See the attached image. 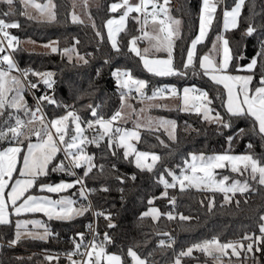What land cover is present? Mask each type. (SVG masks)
Instances as JSON below:
<instances>
[{
  "label": "trees",
  "instance_id": "trees-1",
  "mask_svg": "<svg viewBox=\"0 0 264 264\" xmlns=\"http://www.w3.org/2000/svg\"><path fill=\"white\" fill-rule=\"evenodd\" d=\"M44 2L46 0H36ZM56 5L55 21H36L21 15L23 7L17 4L14 15L5 18L8 22H19L20 27L10 29L12 35L20 41L31 40L38 43L55 42L59 49L53 53H35L25 50L19 43L13 51L14 58L19 67L30 72H51L54 80L50 89L51 97H54L57 105L44 104L49 119L63 114L62 105L70 106L82 121L94 119L91 117L89 105L97 106V111L107 118L117 108L119 95L123 89L118 88L112 72L117 68L131 70L135 79L148 82L144 89L146 96H152L155 89L165 86L181 89L184 86L195 85L197 88L206 90L212 98L210 105L215 112H220L225 119H229L225 102V90L221 85L214 84L196 66L195 72L188 69L186 76H155L149 73L141 64L140 58L128 50L129 41L133 36L139 35V25L134 15H130L125 30L118 35V45L121 52L118 54L112 49L107 38L105 23L112 16L119 13L110 11L111 3L120 0H99V4L90 9L89 13L93 23H73L70 17L69 0H52ZM236 3V0H223L218 4L209 31L203 43L197 46V55L203 56L209 52L212 44L220 33V23L223 10H228ZM201 0H170L167 4L170 14L181 20V29L175 39L174 65L182 67L181 60L186 58L187 49L196 36L198 30V19ZM0 11H7V6L0 4ZM93 24L95 27H93ZM257 27L252 35H246L249 25ZM264 0H245L238 18V26L224 33L229 41L231 49L230 73L239 72V67L246 65L250 59L257 56L260 51V42L264 40ZM99 31L103 40L96 35ZM75 39L80 43L75 44ZM75 46L76 52L84 56L89 62L68 61L62 55L65 48ZM108 63H105V61ZM264 70V63L258 59L256 75L251 87L259 86L260 73ZM29 101V100H28ZM154 114L173 120L176 124L175 140H170L162 130H142L140 139L136 143V150L154 153L162 159L157 163L153 172L141 171L132 162V158H123L121 148H115L116 155L113 156L107 148V139L101 142L100 147L92 144L91 151L95 154V162L105 166V175L99 176L96 170L85 179L88 189H99L107 186L110 191H96L90 193L89 202L92 208L100 209L105 213H111L115 228H108V221L98 220V229L107 232L112 239L106 250L115 252L122 256L125 264H130L126 256L129 247L141 256L147 257L150 264H173L176 255L180 251H186L188 247L196 243L219 238L221 243L242 240L245 235H260V216H264V186L249 180L255 191H249L243 195L236 194L230 203H225L223 195L219 192L201 191L189 188L181 192L177 187L168 189V196L163 197L164 186L158 182L159 173L164 169H170L176 174L181 171L190 154H217L254 153L256 156H264V140L260 138L257 131H253L251 118H231V127L223 128L216 123H209L197 115L194 111L186 112L179 109H154ZM13 115L9 123H15L16 116L25 117L24 112H15L6 109L0 122L7 119L9 114ZM243 128L245 132L238 135ZM72 134L70 125L69 135ZM95 130L90 129L91 137ZM233 140L229 142L228 137ZM163 141V143H161ZM252 144L249 149L248 144ZM15 144L9 140H0V149ZM167 145V147L165 146ZM21 156V154H20ZM63 161L62 154H58L49 165L46 176L39 177L37 185L54 184L63 180H75L74 175H69L68 166L65 171H52L53 165ZM115 165V170L112 169ZM79 173L81 172L78 169ZM116 175L124 176L125 183L121 184ZM132 175L136 176L133 181ZM165 179L171 182V176L164 173ZM37 185L28 194L38 193ZM123 188L121 193L119 189ZM68 193L78 198L76 187ZM123 196V199H122ZM175 197L176 203H169L170 198ZM214 205L210 209L209 202ZM153 200L152 204L148 201ZM236 201H239L237 205ZM84 205L89 202L82 199ZM156 206L161 213L171 212L175 219L169 220L162 215L158 220L140 216L149 206ZM180 215L190 217L184 221ZM91 211L71 220L45 219L52 233L46 240L26 238L21 239L16 245L9 246V241L14 239L15 225L0 226V264H65L63 260L54 262V253L71 251L74 241L77 242V234L83 233L85 225L90 221ZM163 233H167L165 236ZM173 242L171 248L163 250L157 247L160 240ZM245 242V241H243ZM264 247V245L262 246ZM149 253H152L149 256ZM204 253L194 250L191 257H181L182 264L204 261ZM51 256L49 260L47 257ZM258 264H264V253H259ZM253 264V263H252Z\"/></svg>",
  "mask_w": 264,
  "mask_h": 264
},
{
  "label": "snow or ice",
  "instance_id": "snow-or-ice-1",
  "mask_svg": "<svg viewBox=\"0 0 264 264\" xmlns=\"http://www.w3.org/2000/svg\"><path fill=\"white\" fill-rule=\"evenodd\" d=\"M23 4L25 11L21 12V15L28 16L29 19H34L26 11L27 7L31 6L35 8L41 16H46L49 22L56 20V5L52 3V0H48L46 4L36 3L35 0H0V4L7 6V11H0V17H9L14 15L17 11L16 5ZM87 3V0H85ZM219 0H202V8L200 12V30L199 35L191 41L190 47L187 49L186 58L181 60L182 67L174 65V48L175 37L178 34V27L173 25H179L178 20H172L168 15V0H164L163 4H159L158 0H139L138 3H130V0H122L121 3H113L110 6V11L116 13L123 10L118 19H109L106 23L108 31V40L111 43V47L116 53L121 52V48L117 42V36L125 30L126 22L128 21L130 14L137 13L144 17L143 26L149 23V19L154 28L153 33L143 32L142 37L133 36L129 41L128 50L140 57L143 61L144 68L155 76H186L188 75V69H192L195 72L198 64L199 68L203 70V75L207 76L214 84L222 85L226 90V101L223 103V107L226 109V114L229 119H225L220 112H215L210 107L213 100L210 98L208 91L197 88L195 85L183 88L182 92V107L181 111L191 112L194 111L197 115H202V118L209 123H216L223 128L231 127V118H251L253 121V131H257V134L262 140H264V70L260 73L259 86L250 87L253 79L256 75V68L258 59L264 63V40L260 42V51L257 56L254 57L251 62L244 69L248 75H232L229 73V66L232 59L231 49L229 47V41L225 38L218 37V41H222L223 56L220 60H215L211 55L205 54L203 56L197 55V46L203 43L207 30L210 28L214 14L217 11ZM245 4V0H237L235 6L229 11L224 10V28L228 30L231 26L235 28L238 26V18L241 15V9ZM149 5H151V12L148 11ZM139 22L138 17H133ZM73 23H83L80 18L73 13ZM19 22H8L5 18H0V117L4 116L6 109H15L17 112L24 111L25 115L29 117L27 121H24L19 116L15 117V123H9L12 120L13 115L10 113L8 118L0 122V140H9L14 142L16 146H9L3 150H0V226L12 225L13 221L11 217L15 215L19 217L26 213H44L49 219L56 220H71L76 216H82L86 212L92 210L91 202L87 205H81L74 207L76 201L62 197L58 200H52L47 196H35L25 195L29 193V190L37 185L39 177L46 176L49 171V165L53 163L58 153L63 152L64 158L68 161L69 175H75L71 169L84 168L83 176L77 177L73 182H60L55 185H46L41 183L39 185L40 191H47L48 193H61L67 189L74 188L76 185H80L79 194L85 200L88 199V194L96 191L108 192L110 189L107 186H102L99 189H87L85 186V179L89 178L90 174L95 169L99 176L105 175V166L103 164L97 165L95 156L88 154L85 150V146L94 144L96 147H100L101 142L107 138V148L113 156L116 155L115 148H123V158L128 159L130 156L135 157V166L141 171L153 172L157 163L161 161V157L154 153L137 151L135 146L131 143L132 140H139V133L135 130H128L120 127H115L116 121L122 119L121 111L115 112L109 119H105L97 109L99 105H89L91 117L82 121L81 117L74 111L69 110L65 115L45 123L42 113L41 105L46 101L48 104L60 106L58 101L47 94L36 98V107L33 111L27 105L23 96V89L25 87V79L29 75L28 70L21 71L15 64L10 52L16 50V46L19 40L16 36L11 35L8 29L19 28ZM93 27L95 25L93 24ZM260 27L264 28V25ZM257 31V27L249 25L246 29V35L252 36ZM96 35L103 40L101 33L96 32ZM147 39L149 41V48L141 50L137 47L138 40ZM7 41L5 46L4 41ZM79 39H75V44H79ZM45 47L51 48L53 53L59 49L52 44L45 45ZM165 52L166 58L149 59L148 53L150 51ZM213 50L219 51L216 44H213ZM64 55L68 56L69 61L72 60V53H76L77 61H82L87 64L89 61L84 56L79 55L76 52L75 46L63 49ZM105 63H108L106 60ZM6 66V67H5ZM14 72H19L20 75H13ZM32 75L41 77L43 83L48 88H52L54 80H52L53 73L51 72H32ZM113 77L116 80L118 88L126 89L127 92H121V109L125 106L131 107L127 104L128 94L135 90V92L142 98L155 99L165 93L170 94L173 97L180 95L177 88L162 87L155 89L151 97L146 96L143 91L148 86V82L145 80L135 79L132 76L131 70H121L117 68L112 72ZM30 88H36V83L27 82ZM70 107V106H65ZM143 111V109L141 110ZM37 113H40L38 116ZM39 120L40 127H29L35 125ZM161 126L170 125L172 132L170 138L175 140L176 124L174 121H160ZM70 125L74 126L72 129L73 134L69 135ZM82 125H86L87 129L95 130V134L89 138L84 135L86 128ZM139 127V125H137ZM54 130V131H53ZM245 129L241 128L238 135H242ZM30 136L37 138L36 143H29L27 145V152L23 156L22 168L19 169V177L14 178V173L17 172V163L22 152V148L19 146L23 143L24 139ZM229 142L233 140L232 136L228 137ZM163 143V141H161ZM167 147V145H165ZM251 149L253 146L251 143L247 146ZM150 160V162H149ZM185 168L181 169L180 174L176 175L170 169L165 168L164 173L171 176L172 180L169 182L165 179L164 173H159L158 182L164 186L165 191L162 193L163 197L168 196V189L179 187L181 192L195 187L201 190H208L211 192H220L224 194L225 203H230L232 197L237 193L241 195L248 193L249 191H255L249 183V179L255 181L258 185L264 186V156H256L254 153H247L243 155H231L228 153L216 154L205 156L204 154H190V162L185 160ZM227 166L231 167L232 172H238L241 175L248 173L249 179H245L243 182L235 180L228 183L229 178L227 176L222 179H216L215 170L222 169ZM112 169L115 170V165H112ZM65 171V165L61 161L58 165H53L52 171ZM116 179L121 183H125V177L122 175H116ZM131 180H135L136 176L132 175ZM121 193L124 189H119ZM231 193V196L229 195ZM123 199V196H122ZM172 205H175L176 198L171 197L169 201ZM149 204L153 203V200L148 201ZM237 205L239 201H236ZM214 205L213 201L209 202V208ZM97 217L103 216L108 221V228H115L117 225L113 223V217L111 213L95 212ZM162 215H166L167 219H175V216L171 212L161 213L159 209L152 207L148 211L143 212L140 216L142 220L145 217H151L153 220H158ZM181 220H190V217L180 215ZM259 232L260 235H245L242 240L229 241L227 243H221L219 238L213 237L210 240H205L200 243H196L191 247H188L186 251H180L176 255L174 264H181V257L191 256L193 251H200L205 255L212 257L216 264H223V257L227 256L228 249H231V255L241 257L244 254V259L249 257L248 253H252L251 259L253 264H258L255 253H264V216H260ZM40 226L38 221L32 220H16L15 221V238L10 240L9 246L16 245L23 236L30 237L32 239L46 240L52 233L47 227H44L43 233H34L28 231V225ZM90 229L91 225L88 226ZM24 229L25 231H21ZM80 242H75V250L68 254V258L71 264H125L121 255L110 254L106 251V244L112 243V239L107 232L103 234V240L97 242L98 233H93L92 240L87 244H83L84 234L78 233ZM167 236V233H163ZM243 241H248L247 244ZM173 242L160 240L157 247L161 250L165 248H171ZM81 247H84L85 251L80 252ZM79 254L85 257L82 261H76L72 259V256ZM152 253H149L151 256ZM127 257L131 258V264H150L147 257L141 258L140 255L129 247L127 250ZM47 259L51 260L49 256Z\"/></svg>",
  "mask_w": 264,
  "mask_h": 264
},
{
  "label": "rangeland",
  "instance_id": "rangeland-1",
  "mask_svg": "<svg viewBox=\"0 0 264 264\" xmlns=\"http://www.w3.org/2000/svg\"><path fill=\"white\" fill-rule=\"evenodd\" d=\"M69 1H70V6H71V9H70V17H71V19H72V15L74 13L75 15H77L80 18V20H82L84 22L93 23L92 18H91L90 13H89L90 10H89L88 7H86V4L88 3V5H91V6L95 7V6H97L99 4V0H87V3H85V0H69ZM131 1L132 0H130V3H133V4H135V2H136V1L135 2H133V1L131 2ZM35 2L36 3H40V4H46V3H48V0H46L44 2H38V1L35 0ZM138 2L139 1L137 0L136 3H138ZM52 3H54V2L52 1ZM21 5L23 7V12H24L25 11V7H24L23 4H21ZM151 10L152 9H148L149 12H151ZM26 11H27V13L29 15L34 17L33 20H36V21H48L46 16H41V14L35 8H33L31 6L27 7ZM26 17H28V16H26ZM179 21H181V20L179 19ZM151 25H152V23H151ZM19 44L25 50H27L29 52L50 53V48L49 47H45V45H49L50 43H38V42H34V41L26 39V40L20 41ZM61 53L69 61L68 56L64 55L63 51ZM71 61L82 62V61H77L76 53H72V60ZM13 75H17L16 72H14ZM182 92H183V89L180 91V95H179L180 99L179 100H177V99H165V100L149 99V100H144V101H133V100L127 99L126 103L130 104L131 107L125 106L123 109H121V105H120L119 111H121V113H122V119L116 121L114 126L115 127L124 128V129H128V130H135V131H137L139 133V136H140V133H141L142 130H162V131L165 132V134L167 135V137L170 140H173V139L170 138V133L172 132L171 126L170 125L161 126V124H160V121H173V120H171L169 118H166V117H163V116H159V115L154 114L152 112V109L153 108H168V107H170L172 109H177V108L180 109L183 106L182 105ZM22 94L24 96L25 102L29 106V101H28V98H27V96L25 94L24 89H23V93ZM142 109H143V111H141ZM12 110L17 112L15 109H12ZM19 112H24V111L21 110ZM212 115H214V114L212 113ZM19 117L21 119H23L24 121H27L29 119V117L27 115H25L24 118H23V116H19ZM53 119H56V117L53 118ZM53 119H51V120H53ZM137 125H139V127H137ZM40 126H41L40 123H37L34 126L30 125L29 127L39 128ZM73 128H74V126H72V129ZM72 134H73V131H72ZM174 134H176V133H174ZM24 140L23 141L25 142V146H24V151H23L22 157H21L22 161H23V156L27 152V145L29 143H36L37 142V138L35 136H30L29 138L24 139ZM137 141L138 140H132L131 141V143L135 146V148H136ZM121 149L124 152V149L123 148H121ZM140 152H143V151H140ZM58 154H62V152L58 153ZM217 154H224V153H217ZM228 154H231V155H243V154H233V153H228ZM197 155H199V154H197ZM204 155L205 156H210V155H216V154H204ZM130 157L132 158V162L135 165V157H134V155L130 156ZM63 159H64V157H63ZM188 161L190 162V157H189ZM64 162L66 163L65 159H64ZM149 162H150V160H149ZM65 165H67V163ZM183 168H185V165L181 169H183ZM77 173L80 174L79 172H77ZM179 174H180V172L178 174H176V175H179ZM215 174H216V179H218V180L222 179L225 176H227L229 178V181H228L229 184L231 182L235 181V180H239V181L243 182L245 179H249L248 173H244V175H241L238 172H232L230 166H227V167L222 168V169H216L215 170ZM63 181L71 183L74 180H72V181L63 180ZM177 188L179 189L178 186H177ZM76 189L78 191V198H76V203H77L78 201H82L83 197H81L80 194H79V188H76ZM192 189L201 190V189H197L195 187H192ZM201 191H208V190H201ZM221 194L223 195V199H224V194L223 193H221ZM237 194H240V193H237ZM229 195L231 196V193H229ZM62 197H66V198L72 199L70 196H62ZM62 197L60 196V197H58V199H60ZM79 206H81V205H79ZM152 207L157 208L156 206L151 205V206L148 207V209L146 211H148ZM26 220L38 221L40 225L42 224L40 222L39 218L38 219H26ZM32 226H34V225H32ZM35 231L38 232V233H43V230H35ZM243 243L247 244L248 241H245ZM227 251H228L229 254L227 256L223 257V264H252L253 263V261L251 259V256L253 255L252 253H248L247 256L249 257V259L245 260L244 259V254H242L241 257L238 258L236 256H232L231 255V249H228ZM107 252L110 253V254H118V253H115V252H109V251H107ZM258 254L259 253H255V256L257 257ZM118 255H120V254H118ZM203 255H204V258H205L204 261H196V262L188 263V264H216V262L213 260L212 257H209V256H207L205 254H203ZM126 256H127V253H126ZM185 257H191V256H185ZM129 259H130V264H131V258L129 257ZM257 261H258V257H257ZM173 264H174V261H173ZM181 264H182V259H181Z\"/></svg>",
  "mask_w": 264,
  "mask_h": 264
},
{
  "label": "crops",
  "instance_id": "crops-1",
  "mask_svg": "<svg viewBox=\"0 0 264 264\" xmlns=\"http://www.w3.org/2000/svg\"><path fill=\"white\" fill-rule=\"evenodd\" d=\"M133 2H137V0H132ZM131 1V2H132ZM139 1V0H138ZM222 1L223 0H219V3H222ZM135 2V3H136ZM170 2V0H168V3ZM114 3H121V0L120 1H117V2H114ZM158 3L159 4H163L164 3V0H158ZM218 3V4H219ZM236 3H237V0H236ZM235 3V4H236ZM111 4H113V3H111ZM111 4H110V6H111ZM235 4L232 6V8L235 6ZM110 6H109V9H110ZM168 6V5H167ZM86 7H88L89 8V10L91 9V8H93L94 6H91V5H88V3L86 4ZM218 7V6H217ZM169 6H168V15L170 14V11H169ZM201 8H202V0H201V4H200V12H201ZM232 8H230V9H228L229 11L232 9ZM148 9H151V5H149V8ZM123 10L121 9L120 11H118V12H116V13H119L117 16H112L111 18H109V19H113V18H115V19H118L119 18V15L121 14V12H122ZM200 12H199V17H200ZM223 12H224V10H223ZM223 12H222V17H221V23H220V33H219V35H218V37H223V38H225V36H224V33L226 32V31H228V30H231V29H234V28H232L231 26L229 27V29L228 30H225V28H224V17H223ZM130 15H134V17H138L139 18V22H138V25H139V35H138V37H142L143 36V32H149V33H153L154 32V28H153V25H151V20L149 19V23L146 25V26H143V30H142V25H143V16L142 15H139V14H137V13H132V14H130ZM170 17H171V19L172 20H178L179 21V19H177L176 17H174V16H172L171 14L169 15ZM108 19V20H109ZM107 20V21H108ZM107 21H106V23H107ZM180 23H179V25L177 26V25H173V27L175 28V27H178V29H179V31H180V29H181V21H179ZM90 23V22H89ZM106 23H105V30H106V34H107V38H108V31H107V27H106ZM127 23V22H126ZM236 28V27H235ZM199 30H200V20L198 19V30H197V33H196V36L197 35H199ZM179 31H178V34H179ZM208 31H209V29L207 30V33H208ZM178 34H177V36H178ZM176 36V37H177ZM195 36V37H196ZM176 37H175V39H176ZM195 37H194V39H195ZM217 37V38H218ZM205 38H206V36H205ZM205 38H204V40H205ZM117 39H118V36H117ZM226 39V38H225ZM203 40V41H204ZM110 42V41H109ZM50 44H52V46H55L56 47V43H54V42H49ZM111 44V43H110ZM213 44H216L217 45V48L219 49V51H215V50H213ZM212 44V46H211V48H210V50H209V52H207L206 54H209V55H211L212 56V58H214L215 60H220L221 58H222V56H223V51H222V41H218V39H216L215 40V42ZM137 47L141 50V53L143 54V50L145 49V48H149L150 47V45H149V41L147 40V39H141V40H138V42H137ZM50 52H52L51 51V48H50ZM134 54V53H133ZM148 58L149 59H155V58H161V59H163V58H166V56H167V54L165 53V52H155L154 50L153 51H150L148 54ZM205 55V54H204ZM140 58V57H139ZM253 59V58H252ZM252 59H250L249 60V62L246 64V65H244V66H242V67H239V72H237V73H230V74H232V75H241V76H243V75H248V74H250V73H248L247 71H245L244 69L246 68V66L251 62V60ZM140 61H141V64H142V66H143V61L140 59ZM144 67V66H143ZM202 72H203V70H201ZM150 73V72H149ZM152 74V73H151ZM222 86V85H221ZM185 87H190V86H184V87H182L181 89H177L178 90V92L180 93V91L183 89V88H185ZM223 87V86H222ZM251 87V86H250ZM225 90V89H224ZM226 98H227V96H226V90H225V101H226ZM175 99H177V100H179L180 99V97L179 98H175ZM140 104V103H139ZM138 104V105H139ZM154 109H172V108H170V107H168V108H153L152 109V111L154 110ZM177 109H179V108H177ZM14 111V110H13ZM25 141V140H24ZM23 141V143L21 144V145H19L21 148H22V152H21V156H20V158H19V161H18V163H17V172L16 173H14L13 175H14V178H18L19 177V169L20 168H22V160H21V157H22V154H23V151H24V146H25V142ZM9 146H16L15 144H12V145H9ZM9 146H6V147H4V148H2V149H0V150H3V149H5V148H7V147H9ZM60 182H62V181H60ZM60 182H57V183H54V184H46V185H55V184H58V183H60ZM64 182V181H63ZM76 188H79L78 187V185H76ZM70 189H72V188H70ZM70 189H67L66 191H63V192H61V193H48L47 191H40V188H39V185H37V190H38V193H34V194H31V195H35V196H47V197H49V198H51L52 200H58V197H62V196H70L74 201H76V198L72 195V194H70V193H68V191L70 190ZM31 190V189H30ZM29 190V191H30ZM76 191H77V189H76ZM64 194V195H63ZM77 194H78V191H77ZM25 195H29L28 193H26ZM79 205H84L83 204V202L82 201H78L75 205H74V207H78ZM13 217V220H14V225H15V221L16 220H21V221H23V220H26V219H38L39 218V220H40V222L42 223L40 226H32L31 224H29L28 225V231H31V232H34V233H36V231L35 230H43L44 231V227H47L48 229H49V226L46 224V221H45V219H49L48 218V216H46L44 213H26V214H23V215H21V216H19V217H16L15 215H13L12 216ZM76 217H78V216H76ZM21 231H25L24 229H21ZM50 231V230H49ZM15 232H16V228H15ZM14 238H15V233H14ZM26 238H30V237H27V236H23L21 239H26Z\"/></svg>",
  "mask_w": 264,
  "mask_h": 264
},
{
  "label": "built area",
  "instance_id": "built-area-1",
  "mask_svg": "<svg viewBox=\"0 0 264 264\" xmlns=\"http://www.w3.org/2000/svg\"><path fill=\"white\" fill-rule=\"evenodd\" d=\"M8 31L10 32V29H8ZM11 34V32H10ZM12 35V34H11ZM4 44L6 46L7 44V41L5 40L4 41ZM7 52H10L12 57H13V60L15 62V64L17 65V67L21 70V71H24L26 69H23L21 67H19V65L17 64L15 58H14V54H13V51L10 50V49H6ZM2 55V54H0ZM32 72L29 71V75L26 77V78H22V79H25V87H24V91H25V94L29 100V108L32 109L33 111L35 110V107H36V98L37 97H40V96H43L45 94H47L48 96H51L50 94V89L47 87V85H45L44 83H42V78L41 77H38V76H35V75H32L31 74ZM17 76L20 75L19 72H16ZM115 79V78H114ZM31 82V83H36L37 84V87L36 88H30V86L28 85L27 82ZM116 81V80H115ZM123 92H127L126 89H123ZM148 97H151V96H148ZM175 98H179V96L177 97H173L171 96L170 94H163L155 99H158V100H165V99H175ZM127 99L129 100H133V101H144V100H149V99H146V98H142L140 97L137 93H135L134 89L133 91H131L129 94H128V97ZM46 103V101L41 105V108H42V113H43V116H44V120H45V123H48L49 121H51V119H49L47 113H46V110L44 108V104ZM121 105V94L119 95V102H118V106L117 108L110 114V116H108L107 118L105 119H109L115 112L119 111V107ZM65 106H68L66 104H63L62 105V108H63V114L60 115V116H63L66 114L67 111L71 110L70 107H65ZM37 115L39 116L40 113H37ZM60 116H57L56 118L60 117ZM39 123V120L36 121L35 124ZM86 128V125H82ZM84 135L88 136L89 138H91V135H90V129H87L86 128V131L84 133ZM91 147H92V144H89V145H86L85 146V150L88 154H91V155H94L95 154L91 151ZM62 155L64 157V153L62 152ZM65 159V158H64ZM67 165H68V161L65 159ZM95 162V161H94ZM96 163V162H95ZM98 165V164H97ZM78 169L81 170L80 174H78L77 172ZM72 171L75 172V178L77 177H82L83 176V172H84V168H76V169H71ZM85 183V181H84ZM86 186V185H85ZM79 189H80V185H78ZM88 188L86 187V190ZM89 198H90V194H88V199L87 201L89 202ZM95 212H103L102 210L100 209H93L91 210V218H90V221L85 225V228H84V241H83V244H87L89 241L92 240V237H93V233H98L97 235V242H100L103 240V234L104 232H101L99 229H98V220L99 219H103L104 217L103 216H99L97 217L96 215H94ZM91 225L92 228L90 229L88 226ZM77 242H80V239H78ZM108 244H106V247H107ZM75 250V245H74V248L73 250L71 251H67V252H63V253H60V252H57V253H54V262L57 263L59 260H63L65 262V264H69L70 263V260L68 258V254L73 252ZM85 249L84 247H81L80 249V252H84ZM200 252V251H199ZM202 253V252H201ZM72 259L73 260H76V261H82L85 259V257L79 255V254H76L74 256H72Z\"/></svg>",
  "mask_w": 264,
  "mask_h": 264
},
{
  "label": "water",
  "instance_id": "water-1",
  "mask_svg": "<svg viewBox=\"0 0 264 264\" xmlns=\"http://www.w3.org/2000/svg\"><path fill=\"white\" fill-rule=\"evenodd\" d=\"M122 1V0H121ZM167 8H168V6H167ZM42 81V83H43V79L41 80ZM170 203V202H169ZM77 238L78 239H80V237L77 235ZM69 264H71V262L69 263Z\"/></svg>",
  "mask_w": 264,
  "mask_h": 264
}]
</instances>
